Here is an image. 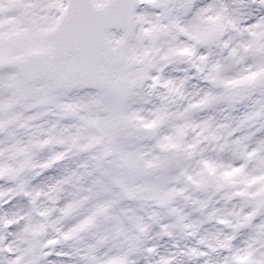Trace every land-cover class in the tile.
Here are the masks:
<instances>
[{"label":"snow or ice","instance_id":"1","mask_svg":"<svg viewBox=\"0 0 264 264\" xmlns=\"http://www.w3.org/2000/svg\"><path fill=\"white\" fill-rule=\"evenodd\" d=\"M254 96L264 0H0V264H264Z\"/></svg>","mask_w":264,"mask_h":264},{"label":"rangeland","instance_id":"2","mask_svg":"<svg viewBox=\"0 0 264 264\" xmlns=\"http://www.w3.org/2000/svg\"><path fill=\"white\" fill-rule=\"evenodd\" d=\"M174 76H180V74L175 73ZM202 87V83L195 79H187L185 81V88L189 93L194 94L201 90ZM262 104H264V100L259 96H254L249 101L237 105L233 109L217 113L216 118L218 122L229 125L232 130L237 131L239 134L260 136L264 134V116L253 118V113L259 112ZM204 115L201 114V116ZM52 171L51 169L49 170V172ZM55 171L59 173V169ZM44 175H47V173Z\"/></svg>","mask_w":264,"mask_h":264}]
</instances>
